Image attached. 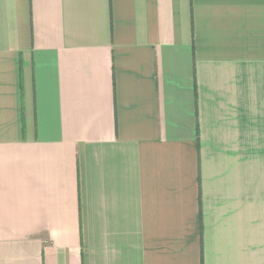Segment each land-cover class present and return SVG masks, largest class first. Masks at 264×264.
<instances>
[{
	"label": "crops",
	"instance_id": "1",
	"mask_svg": "<svg viewBox=\"0 0 264 264\" xmlns=\"http://www.w3.org/2000/svg\"><path fill=\"white\" fill-rule=\"evenodd\" d=\"M0 264H264V0H0Z\"/></svg>",
	"mask_w": 264,
	"mask_h": 264
}]
</instances>
